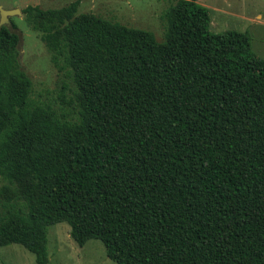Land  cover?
<instances>
[{
	"label": "trees",
	"instance_id": "1",
	"mask_svg": "<svg viewBox=\"0 0 264 264\" xmlns=\"http://www.w3.org/2000/svg\"><path fill=\"white\" fill-rule=\"evenodd\" d=\"M81 0L22 12L74 82L75 117L32 103L16 25L0 30V245L49 264L68 222L117 264H264V58L175 0L165 40Z\"/></svg>",
	"mask_w": 264,
	"mask_h": 264
},
{
	"label": "rangeland",
	"instance_id": "2",
	"mask_svg": "<svg viewBox=\"0 0 264 264\" xmlns=\"http://www.w3.org/2000/svg\"><path fill=\"white\" fill-rule=\"evenodd\" d=\"M75 0H0L5 9L21 11L29 5L44 9L61 8ZM175 0H81L79 13H94L129 27L152 31L158 41L165 40V13ZM211 13V30L229 29L248 32L253 50L264 58V0H199ZM1 16V11H0ZM20 36V64L31 77L32 103H49L59 114L75 117L71 103L74 82L68 68H60L52 61V53L41 33L29 24L22 12L10 18ZM7 181L0 175V188ZM4 199L0 197V211ZM49 264H117L108 257L104 243L90 239L83 246L71 236L68 222H58L48 231ZM0 264H37L33 252L22 244L0 245Z\"/></svg>",
	"mask_w": 264,
	"mask_h": 264
},
{
	"label": "water",
	"instance_id": "3",
	"mask_svg": "<svg viewBox=\"0 0 264 264\" xmlns=\"http://www.w3.org/2000/svg\"><path fill=\"white\" fill-rule=\"evenodd\" d=\"M1 16H0V30L3 26H11L10 18L17 12L22 14V11L18 8L14 9H5L2 6H0Z\"/></svg>",
	"mask_w": 264,
	"mask_h": 264
}]
</instances>
